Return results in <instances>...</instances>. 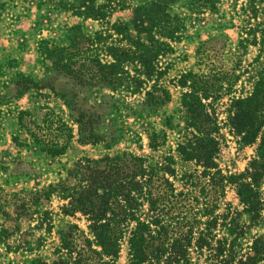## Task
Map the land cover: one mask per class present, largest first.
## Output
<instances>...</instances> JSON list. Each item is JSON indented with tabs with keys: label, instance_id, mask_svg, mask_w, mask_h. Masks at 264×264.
I'll use <instances>...</instances> for the list:
<instances>
[{
	"label": "rangeland",
	"instance_id": "obj_1",
	"mask_svg": "<svg viewBox=\"0 0 264 264\" xmlns=\"http://www.w3.org/2000/svg\"><path fill=\"white\" fill-rule=\"evenodd\" d=\"M82 1L0 0V264L52 261L60 252L61 231L69 224L88 233L85 217L79 212L63 214L68 199L47 187L61 182L78 185L86 167L106 154L133 153L148 163H162L173 155L178 177L197 174L201 167L183 161L175 150L191 130L185 128L188 114L181 103L187 87L179 81L189 73L220 70L229 71L232 78L225 80L235 82L217 84L216 98L204 100L219 127L216 162L229 180L216 213L230 207L234 226L243 233L234 250L245 255L253 239H264V222L247 221L233 177L248 167L257 143L239 142L230 126V111L233 101L250 91L254 75L264 65V0H217L213 9L200 12L174 7L173 12L183 17V29L170 41L172 50L158 57L157 79L116 89L92 85L86 78L89 68L83 72L85 83L63 76L55 62L58 54L48 53L47 48L68 43L67 31L75 25L95 40L102 61L109 59L107 46L125 45L111 25L127 21L130 9L115 7L110 16L96 19L77 14ZM253 38L256 42L249 43ZM92 53L93 49L85 55ZM138 68L134 61L125 63L124 79L136 76ZM153 84L169 92V99L156 106L145 103ZM153 131L165 135L164 144L155 149L148 139ZM53 145L65 148L51 153ZM175 183L181 189L180 181ZM226 231L219 226L216 238L234 237ZM127 236L115 264H127ZM190 257V264L209 263L205 250H194Z\"/></svg>",
	"mask_w": 264,
	"mask_h": 264
},
{
	"label": "trees",
	"instance_id": "obj_2",
	"mask_svg": "<svg viewBox=\"0 0 264 264\" xmlns=\"http://www.w3.org/2000/svg\"><path fill=\"white\" fill-rule=\"evenodd\" d=\"M84 0L78 15L104 19L115 7L130 9L127 21L116 22L111 29L121 35L125 45L106 47L107 60L97 54L96 42L83 33L78 25L68 29L66 45L47 48L58 54L55 60L59 72L79 83L90 80L92 85L109 89L120 86L136 88L157 79L156 61L172 50L171 42L180 37L183 17L173 12L183 6L191 12L213 9L217 0ZM255 43L253 38L249 43ZM86 43L87 47H83ZM90 56L85 54L89 51ZM139 65L136 76L124 79L128 71L125 63ZM90 76L85 78L84 69ZM229 71L189 73L179 84L187 87L182 94L186 110L187 130L176 146L183 161H191L200 171L182 173L174 167L173 155L162 163H148L141 156L123 152L104 155L91 162L82 173L78 185L61 182L47 187L68 202L63 205L65 215L82 214L88 222V233L76 224L61 231L59 254L52 261L36 260L34 264H115L122 239L127 236V264H190L192 251H207L208 264H264V239H253L249 252L235 253L236 240L242 232L235 228L233 217L217 214L219 199L225 197L226 182L216 162L219 150L218 124L204 102L215 96L216 85H233ZM143 75L144 80L139 76ZM232 75V74H231ZM138 76V77H137ZM237 78V76H236ZM129 80V81H125ZM125 81V82H124ZM126 83V85H125ZM215 86V87H214ZM215 93L212 94V91ZM169 99L162 86L151 85L145 93V103L156 106ZM230 126L243 145L257 143L256 153L245 171L233 177L242 213L252 225L264 222V65L253 77L251 89L245 97L233 101ZM152 149L164 144L165 135L153 131L148 135ZM65 146H49L51 153H62ZM175 181H180L181 189ZM221 219L222 222L218 223ZM228 219V221H227ZM221 226L234 237L216 238L214 231ZM235 229V233H232Z\"/></svg>",
	"mask_w": 264,
	"mask_h": 264
}]
</instances>
